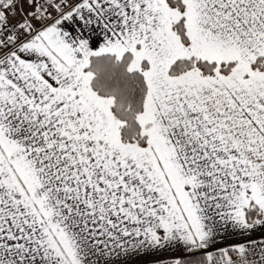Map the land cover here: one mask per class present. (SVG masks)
Listing matches in <instances>:
<instances>
[{
  "label": "snow or ice",
  "instance_id": "obj_1",
  "mask_svg": "<svg viewBox=\"0 0 264 264\" xmlns=\"http://www.w3.org/2000/svg\"><path fill=\"white\" fill-rule=\"evenodd\" d=\"M0 264H264V0H0Z\"/></svg>",
  "mask_w": 264,
  "mask_h": 264
}]
</instances>
